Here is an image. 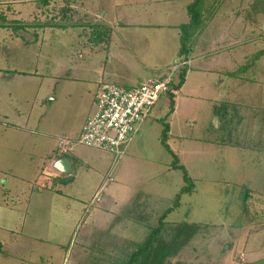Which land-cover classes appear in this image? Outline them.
<instances>
[{
  "label": "rangeland",
  "instance_id": "obj_1",
  "mask_svg": "<svg viewBox=\"0 0 264 264\" xmlns=\"http://www.w3.org/2000/svg\"><path fill=\"white\" fill-rule=\"evenodd\" d=\"M193 1L160 0V5L154 0H0V24H22L21 21L26 20L30 27L33 24L50 26L42 29L43 32L47 29L46 36L40 32L41 29L20 31V34L26 36L24 39L30 40L26 44L33 45L26 50L19 47L23 46L20 39H12L13 35L19 37V32L15 33L12 28H0V67L4 69L0 72V77L8 73V67L13 66H19L23 71L32 73L31 76L36 69L39 74L44 75L42 79L36 77L35 82L28 84L34 89L30 93L23 95L19 89L23 95L22 101L20 97L13 96L10 101L7 97L9 91L16 95L18 86L14 82H6V88L2 87L5 83H1V101L11 102L9 106L13 111L18 109L28 113L36 102L40 104L39 100L43 99L48 106L49 116H72L77 109L74 107L78 106H69L66 99L61 97L66 79H92L94 66L100 64L96 58L92 60L87 53L85 57L80 56V52L76 53L78 48L82 50L83 46H87L85 44L91 42V29L97 25H94L95 21L90 20H155L182 26L190 21L188 6ZM244 7L246 6L241 0H226L222 4L217 2L212 18L204 25H208V28L203 36L193 35V41H190L193 44L197 38L193 46V56L209 55L206 56L208 59L202 63V67L209 68L214 59L218 60L210 67L215 72L205 75L195 72L190 78L187 91H182L180 96L174 99L162 98L153 108L152 117L146 120L124 159L116 164L114 156L109 153L84 146L76 149L78 155L86 154L91 162L96 163L93 168H84L77 173L79 175L75 185L80 188L81 194L90 189V183L85 182L88 178L82 172L96 179L99 175L98 179L102 180L103 172L99 169L105 171L112 163L114 170L110 174L113 181L108 185L114 187L124 183L129 187L127 192L132 190V198L127 196L128 217L125 219L127 225H130V231H126L124 235L130 240L134 235L136 243L130 244L131 248L124 247L127 255L114 259L117 256L109 258L102 255L113 254L110 248L97 250L96 247L88 246L80 249L78 243L83 226L73 228L72 231H75L68 235V243L65 237L60 238L56 249L48 248L50 244H54L51 239L55 233L35 232L29 226L27 228L30 233L14 234L22 247L14 248L7 242V246L0 249V264H45L40 262V258L44 259L47 252H60L63 246L65 249L61 255L54 256L52 264H120L130 257L135 246L145 241L149 230L158 225L162 216L166 217L164 222L168 224H199L204 227L192 242L171 260V264H263L264 13L247 17ZM261 7L264 9V5ZM165 12H170L171 16L167 18ZM202 12L207 18L205 10ZM38 31L39 34L42 33V39L40 35L36 38ZM51 32L58 35L63 32V37H57ZM138 32L136 35L147 33L144 30ZM165 32V36L159 38L165 44L164 56L150 62L153 67L162 69L156 74L153 72L152 77H157L158 73L161 76L175 64L182 63L178 62L181 28H168ZM77 33L80 35L77 36ZM260 53L261 57H258ZM236 56H239L238 69L234 67L233 73L216 74L221 68L230 67L232 58L235 59ZM152 59L154 56L149 60ZM174 59L176 61L167 67L162 64L170 60L173 62ZM191 66L193 67V64ZM198 68L199 66L196 69ZM51 75L55 77H48ZM40 82L42 96L35 98L33 93L38 89ZM138 82L141 84L144 80ZM83 86L88 88V85ZM24 90L26 91L27 87ZM52 98H58V101H52ZM59 106L63 108L56 109ZM1 119L0 123L11 121L8 118ZM166 125H169L171 130V150L179 158L180 164L185 166L193 182L192 192L181 195L176 209V198L186 183L183 172L171 168L174 157L161 143ZM11 129L15 131L14 128ZM20 141L27 144L24 148L20 146L21 143L16 147V159L6 149L0 152V160H6V167L15 169L16 172L13 173L21 171L19 173L24 174L19 161H29L28 152H32V141L40 140L30 137L26 131H21ZM5 142L6 135L0 129L1 148ZM36 151H39V147ZM39 158L34 157L38 160ZM102 161L103 167L100 166ZM7 181L14 182L13 176H5L3 183ZM5 188L11 186L7 184ZM0 191L6 192L3 189ZM246 192L250 197L247 203L243 204L242 198ZM90 196L88 194L77 202L83 216L92 211L88 215L90 216L103 204H98L103 195L99 201H91ZM28 219L30 224L33 217ZM145 230L147 232L143 233ZM103 235L99 230L95 238L101 239ZM33 237L43 239L42 246L35 243Z\"/></svg>",
  "mask_w": 264,
  "mask_h": 264
},
{
  "label": "crops",
  "instance_id": "obj_2",
  "mask_svg": "<svg viewBox=\"0 0 264 264\" xmlns=\"http://www.w3.org/2000/svg\"><path fill=\"white\" fill-rule=\"evenodd\" d=\"M155 1L160 4V0H154V2ZM232 1L237 2V0ZM254 1L255 0H241V2L246 6L244 9H246L247 6H249ZM174 12L176 14V11ZM165 15L168 18L171 16V13L165 12ZM23 21L24 20L21 21L22 24L30 25L26 24V20L24 22ZM90 21H95L96 24L94 25L108 27L111 29L112 34L110 41L107 44L94 43L91 41L90 43L85 44L87 46H83L82 50H79V48L76 50V53L80 52V56L85 57V54L87 53L90 57H92V60L96 58V61H98L100 64L98 66H94V76L92 79H66V86L64 90L61 91V97L66 99L68 102L66 104H69V106H78L74 107L77 109L74 112L75 114L72 116L69 115L61 117L60 114H50L49 116V114H47L49 113L48 106L45 105L43 99L39 100L40 104L36 102V105H33L31 111L28 113H24L23 110L15 109L13 111L10 109L11 107L9 105L12 103L9 101L12 100L13 96L20 97L22 101L23 95H26L27 92L30 93L33 89L32 87L30 88V85L28 86V84L35 82L36 77H40L42 79L44 75L39 74L38 69H36L33 76H31L32 73L23 71L19 66H17L18 68L16 66L8 67V73L5 75L2 74L0 77V85L1 83H5L2 86L3 88L8 86L6 82H14L18 86L16 95H13V93L11 94V91H9L7 96L9 99L8 102H5L4 100L1 101L0 97V118L11 119L10 122L0 123L1 132L6 135V142L3 143V148L0 147V152H4L6 149H8L10 154L12 153L16 159L15 154L18 152L16 147L21 143V131H26L30 137H37V139L40 140L39 142H30L31 145L29 143L32 150V152H28L29 161L27 159L24 161H19V164L24 169V174L19 173L21 171H18V173H13V171L16 172L15 169L6 167V160H0V173L4 174V176L3 174L0 175V189L6 191L5 193L0 191V249L5 245L7 246V242L11 245V247H22L21 243L19 244L20 241L14 234L19 232L30 233L27 228L29 226L35 232H54L55 235H53L51 239L54 244H50L48 246V248L54 249H56L55 247L59 246L58 244L61 240L60 238L65 237L67 241L66 243H68V235L75 231H72L73 228L77 226V228H80L83 226L80 230L82 236L80 237L78 243L80 249H82V247L87 248L88 246L89 248L96 247L97 250L103 247L108 249L110 248L113 254L110 255L109 253L106 255V253H103L102 255H105L109 258L112 256H117L114 259L121 258L124 254L127 255L126 248L124 247L131 248L130 246L136 243V237L134 235L131 234V240L127 238L126 235H124L130 231V225H127V220L125 221V219L128 217L126 213L128 212L126 209L128 206L127 203H129L128 198L132 195V190L127 192L129 187L126 184L121 183L114 187L106 185L102 194L103 196H101V202L98 203L101 204L103 202L102 206L97 207V211H94L90 216L88 215L92 211L90 213H86V215L83 216V212L79 209V205L77 204V202L83 200L88 194L91 195L90 200H93L97 192L104 185L107 176L113 172V163L110 165V167L106 168L105 171H103L104 169L101 168L104 166V161H102L100 165L101 167H98V169L101 168L99 169L101 170V173L103 172V177L101 178L102 180L98 179L99 175L96 179L95 177H90L89 174L82 172V174L88 178V181L85 182L87 184L90 183V189L86 192H83L82 195L80 188L75 185L79 175L77 173L81 172L84 168H93L95 166L94 164L96 163L91 162L86 154L78 155L76 153V149L80 145H77L74 146L72 152L67 156V158H69L72 163L71 173L61 174L57 169L54 168L57 160L65 158L58 154V144L59 140L62 138L68 137L75 139L78 137L87 117L95 109L96 96L99 89L103 85L115 84L126 88H132L140 85L138 84V81L140 80H144L143 83H145L149 80L161 77L162 75L160 76L159 73L157 77H152L151 74L153 72L156 74L162 68L153 67V65H150V62H153L154 60L164 56V50L166 49L165 44L159 38L165 36V30L168 28H175L178 30L181 25H168V23H160L155 20L136 21L110 19ZM185 22H187V20H185ZM210 22L212 23L213 20H210ZM207 28L208 25L202 29L200 35L202 34L203 36V33L207 30ZM161 29L162 33H160ZM45 30V32H43V30L40 32L46 36V33L48 32L47 29ZM73 30L75 31L76 29L73 28ZM143 30L147 31V33L143 35H136L139 33L138 31ZM42 33L39 34L38 32L40 38ZM51 33L57 37L61 35V37H63V32L61 35H58L55 32ZM22 35L23 37H17L16 35H13L12 39H20L22 41L23 46L19 45L22 50L29 49L28 47L33 45L26 44V41L30 40L24 39L26 36L24 34ZM79 35L80 34L77 33V36ZM153 56L154 59L149 60L150 57ZM206 56L209 55H202V57L200 55H192L189 58L187 63L189 69L186 80L183 86L178 89L179 92L177 96H180L182 91H187L190 78L195 72H198L200 75H205L209 72H215L211 70L210 67L213 63H217L218 60L216 59H214L209 68L202 67V63L208 59ZM258 57H261V55ZM171 59H173V57ZM174 61H176V59H174L173 62H171V60L162 62V64L167 67L170 64H173ZM238 61L239 56H236L235 59L233 57L230 62V67L223 69L221 68L220 71H216V74L220 75L226 72L233 73L234 67L235 69H238L240 66ZM191 64H193V67ZM197 66H199L198 69H196ZM2 70L4 69L0 67V72ZM56 71L59 72L57 69ZM28 76H30L28 78L29 80L26 81ZM45 76L47 77V75ZM48 77L55 76L51 75ZM57 85L58 82L56 83V87ZM83 85H88V88ZM41 86L42 82H40L39 87H37L38 89H36V91L33 93L35 98L42 96ZM2 87L0 86V91L3 90ZM26 87L27 90L25 91L24 89ZM19 89L23 95L19 92ZM58 95L60 98L59 92ZM52 101H58V98L55 100L52 98ZM69 101H71V103ZM62 108V106H59L56 109L61 110ZM153 112L154 111H152L150 117H152ZM5 126L14 128L15 131H13L11 128H5ZM142 126L140 127L138 133L140 132ZM9 133L12 134L9 135ZM137 135L130 143L127 153L129 152L130 148L132 149ZM170 138L171 130L169 133L168 144ZM21 144L22 145L20 146L24 148L27 143ZM38 147L39 151L37 152L36 150ZM38 156L40 157L39 160L34 159V157L36 158ZM28 170H30L29 173L27 172ZM7 175H12L14 182L8 183L7 181L6 183H3L4 177ZM7 184H9L11 188H5ZM107 190H109V192H107ZM250 200H252V198H250ZM29 217H33V221L30 224L28 223ZM99 230L104 235L101 237V239H96L95 234ZM146 232V230L145 232L143 231V233ZM119 233L122 235H117ZM63 234H65V236L62 237ZM124 236L126 238H123ZM11 237H13V239L10 240ZM33 240L35 243H38L42 246L43 239L40 237H33ZM64 249L65 247L63 246L60 249L61 251L55 254H52L51 252L48 254L47 252L44 259L40 258V262L42 261V263L45 262V264H52L51 262L53 261L54 256L56 254L61 255ZM19 263L22 264L21 262Z\"/></svg>",
  "mask_w": 264,
  "mask_h": 264
},
{
  "label": "built area",
  "instance_id": "obj_3",
  "mask_svg": "<svg viewBox=\"0 0 264 264\" xmlns=\"http://www.w3.org/2000/svg\"><path fill=\"white\" fill-rule=\"evenodd\" d=\"M187 63H177L161 77L132 88L103 85L97 93L95 109L87 117L80 134L75 139H60L58 154L67 158L74 146L80 145L113 155L117 164L125 158L130 143L150 117L155 105L162 98L177 96L180 70ZM111 181L113 178L110 174L93 200H100Z\"/></svg>",
  "mask_w": 264,
  "mask_h": 264
},
{
  "label": "trees",
  "instance_id": "obj_4",
  "mask_svg": "<svg viewBox=\"0 0 264 264\" xmlns=\"http://www.w3.org/2000/svg\"><path fill=\"white\" fill-rule=\"evenodd\" d=\"M224 1L225 0H194L188 6L190 21L188 24H184L180 27L181 47L178 52V62L187 63L189 61V58L193 55V46L197 39H195L193 44L190 43V41H193L192 36L200 34L204 28V25L210 18H212L211 16L214 13L217 2L222 4ZM262 5H264V0H255L253 3L247 6L246 16L253 17L264 13V9L261 7ZM202 10H205L207 18H205L203 15ZM200 21L202 23H200ZM47 27L50 26L33 24L30 27V25L27 26L24 24H19L18 22H13V24L10 25L0 24V28H12L15 33L19 32V37H23V35L20 34V31L28 30L30 28L42 30ZM91 30L93 36L90 41H93L94 43L105 44L110 41L112 31L108 27L97 25ZM38 32H36V38H38ZM28 42L29 41H26V43ZM259 55H261V53L257 56ZM188 69V66L185 65L180 70L179 83L176 87L177 89H180L185 83ZM170 98L174 99V96H170ZM169 133L170 126L166 125L162 132L161 143L174 157V163L172 164L171 168L182 171L184 174V182L186 183V186L182 188L180 195H178L176 198L174 205V209H176L180 203L181 195L184 193L190 194L192 192L193 182L188 174L187 169L184 165L180 164L179 158L171 150V147L168 144ZM249 197L250 194L246 192L245 203H247ZM165 218V216H162L158 225L149 230L145 241L137 245V247L135 246V250L132 252L130 257L120 264H171V260L175 259L204 228L199 224H168L164 222Z\"/></svg>",
  "mask_w": 264,
  "mask_h": 264
},
{
  "label": "water",
  "instance_id": "obj_5",
  "mask_svg": "<svg viewBox=\"0 0 264 264\" xmlns=\"http://www.w3.org/2000/svg\"><path fill=\"white\" fill-rule=\"evenodd\" d=\"M54 168L61 174H68L72 171V163L69 158H62L56 161ZM245 197L246 195L244 194L242 198L243 204H245Z\"/></svg>",
  "mask_w": 264,
  "mask_h": 264
}]
</instances>
